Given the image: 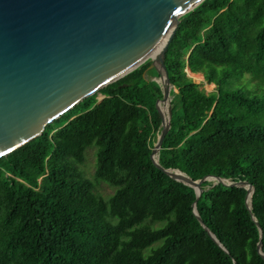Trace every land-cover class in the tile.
Instances as JSON below:
<instances>
[{
	"label": "trees",
	"instance_id": "1",
	"mask_svg": "<svg viewBox=\"0 0 264 264\" xmlns=\"http://www.w3.org/2000/svg\"><path fill=\"white\" fill-rule=\"evenodd\" d=\"M150 63L0 156V264H264L250 217L263 229L264 253V0H201L179 16L164 56L171 119L157 156L192 179L249 181L251 211L243 186L207 188L212 181L204 180L196 198L150 161L161 129L154 101L162 95ZM245 75L256 90L245 87ZM93 145L94 178L114 188L108 198L78 168ZM194 200L226 251L192 213Z\"/></svg>",
	"mask_w": 264,
	"mask_h": 264
},
{
	"label": "water",
	"instance_id": "2",
	"mask_svg": "<svg viewBox=\"0 0 264 264\" xmlns=\"http://www.w3.org/2000/svg\"><path fill=\"white\" fill-rule=\"evenodd\" d=\"M201 0H0V156L34 137L83 98L117 80L144 60L159 75L162 95L155 99L161 129L150 161L172 179L191 186L196 198L207 187L243 186L251 211L253 185L207 174L198 179L175 168H163L158 152L170 127L171 84L165 51L179 16ZM101 95L98 100L101 99ZM195 201L192 213L210 238L224 251L203 223ZM261 251L263 229L253 214Z\"/></svg>",
	"mask_w": 264,
	"mask_h": 264
},
{
	"label": "rangeland",
	"instance_id": "3",
	"mask_svg": "<svg viewBox=\"0 0 264 264\" xmlns=\"http://www.w3.org/2000/svg\"><path fill=\"white\" fill-rule=\"evenodd\" d=\"M187 74H189L190 77H192L196 82H198L200 84V87L205 89L207 92L213 90L214 85L204 81L203 77L200 73H191V72L187 71ZM244 79H246V81H247V82H245V87L247 89L256 90L258 88V86L255 83V81L257 82V80H253L252 78H250L247 75H245ZM100 96H101V94H97V98H99ZM95 149H96V147H95V145H93L86 150L85 160L82 163L78 164V168L84 173V175L86 177L90 178L93 181L94 191L98 195H100L104 198H108L110 196V194L113 192L114 188L112 186H110L109 184H107L104 180H102V181L96 180L94 178V175H93L94 169H95ZM164 222L165 221L159 220V221H156L155 223L150 224V225H153L154 227H158V226L163 225ZM159 243H160V241L154 242L151 246L145 248L143 252L145 254L148 253L152 247H156Z\"/></svg>",
	"mask_w": 264,
	"mask_h": 264
},
{
	"label": "bare ground",
	"instance_id": "4",
	"mask_svg": "<svg viewBox=\"0 0 264 264\" xmlns=\"http://www.w3.org/2000/svg\"><path fill=\"white\" fill-rule=\"evenodd\" d=\"M187 71H189V70H187ZM190 72V71H189ZM187 75H189V74H187ZM193 75V74H192ZM202 75V74H201ZM203 77V76H202ZM209 87V86H208Z\"/></svg>",
	"mask_w": 264,
	"mask_h": 264
}]
</instances>
